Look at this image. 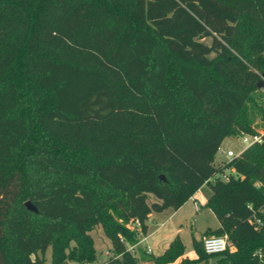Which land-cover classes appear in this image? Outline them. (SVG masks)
<instances>
[{
  "label": "trees",
  "instance_id": "trees-1",
  "mask_svg": "<svg viewBox=\"0 0 264 264\" xmlns=\"http://www.w3.org/2000/svg\"><path fill=\"white\" fill-rule=\"evenodd\" d=\"M263 75L264 0H0V264L94 262L98 225L103 264H175L180 238L130 248L205 184L223 226L177 264H264V140L215 163L264 127Z\"/></svg>",
  "mask_w": 264,
  "mask_h": 264
},
{
  "label": "crops",
  "instance_id": "crops-1",
  "mask_svg": "<svg viewBox=\"0 0 264 264\" xmlns=\"http://www.w3.org/2000/svg\"><path fill=\"white\" fill-rule=\"evenodd\" d=\"M230 149L231 148H228L227 151ZM222 152L226 153L225 150H222ZM201 197H203L202 187L179 209L174 210L168 208L163 211L152 212L148 220V232L146 235H142L139 242L130 249L137 255H140L142 251L146 250L154 256H160L169 248L170 244L176 238H180L185 245V254L178 258L175 264L180 263L183 258H196L197 253L193 245V233L197 238H201L202 233L205 231L209 229L215 230L223 226V222L216 212L215 214L218 218L215 222L204 228L199 226L198 221L202 218L201 201L203 202V200L200 199ZM191 200L194 202L193 210L186 208ZM205 201L208 202V199L206 200L205 198ZM196 203L199 204L198 210L196 209ZM193 215H196V218H194L195 224L191 223V217H194ZM189 245L191 249L188 248L190 247ZM110 254L109 250L107 257H109ZM219 258L220 257H218L217 262L221 264L219 263ZM210 259L208 262H202L201 264H212ZM105 261L100 264H103ZM146 264H154V262H146Z\"/></svg>",
  "mask_w": 264,
  "mask_h": 264
},
{
  "label": "rangeland",
  "instance_id": "rangeland-1",
  "mask_svg": "<svg viewBox=\"0 0 264 264\" xmlns=\"http://www.w3.org/2000/svg\"><path fill=\"white\" fill-rule=\"evenodd\" d=\"M203 41L206 42L207 44H211L212 38L206 37L203 39ZM254 128L256 130L262 128L260 117H258L255 120ZM228 148H231L235 150L236 152L240 151L242 149L241 137L240 136H228L223 141V144L217 154V158L215 161L217 165L230 159L226 154L222 153V150L227 151ZM228 173H230L229 170L227 171V174ZM202 190H203V197L200 198L201 200H203V202L201 201L202 206L200 205L202 209L201 210L202 218H200V221H198V223L200 227L204 228L205 226H208L217 220L218 216L215 214V212L222 211V209L219 207H215L214 205L212 206L207 205L209 200H212L213 197H215V193L213 192V190L210 188L209 185L207 184L203 185ZM205 198L206 200L208 199V202L205 201ZM219 201L222 202L220 198H219ZM193 205H194V202L193 200H191V202L188 203L186 208H188L189 210H193ZM193 216L194 217H191V220H192L191 223L195 224L194 218H196V215H193ZM90 233L93 237V241H94V245L97 250V253H98V257H97V260H95L94 262L84 263V264H100L103 261L108 259L107 253L111 249V241L101 225L96 226L93 230H91ZM188 248L191 249V246ZM47 254L48 256L50 255V250L48 251ZM217 259H218L217 256H213L211 257L210 261H212V264H218ZM68 264H82V263H79L76 261H70Z\"/></svg>",
  "mask_w": 264,
  "mask_h": 264
},
{
  "label": "built area",
  "instance_id": "built-area-1",
  "mask_svg": "<svg viewBox=\"0 0 264 264\" xmlns=\"http://www.w3.org/2000/svg\"><path fill=\"white\" fill-rule=\"evenodd\" d=\"M239 136L242 140V149L240 151L236 152L235 150L230 149L226 151V153L222 152L226 154L230 159L241 155L247 148L254 145L255 143L262 142L264 140V127L256 130L255 133H241ZM221 177L224 180L228 179V175L226 173L223 174ZM196 209H199L198 203H196ZM137 226H139V223H137ZM203 245L207 254L222 253L228 247V235L223 234L206 236L203 239Z\"/></svg>",
  "mask_w": 264,
  "mask_h": 264
},
{
  "label": "water",
  "instance_id": "water-1",
  "mask_svg": "<svg viewBox=\"0 0 264 264\" xmlns=\"http://www.w3.org/2000/svg\"><path fill=\"white\" fill-rule=\"evenodd\" d=\"M263 86H264V75H263L262 80L258 83V87H263ZM162 178H164L163 175H162ZM25 204L29 210L38 212L37 207L31 201H27ZM64 264H68V261H65Z\"/></svg>",
  "mask_w": 264,
  "mask_h": 264
}]
</instances>
